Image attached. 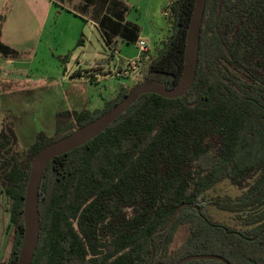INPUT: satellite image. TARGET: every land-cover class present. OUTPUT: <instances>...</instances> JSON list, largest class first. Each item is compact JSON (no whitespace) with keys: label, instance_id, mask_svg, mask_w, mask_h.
<instances>
[{"label":"trees","instance_id":"16d2710c","mask_svg":"<svg viewBox=\"0 0 264 264\" xmlns=\"http://www.w3.org/2000/svg\"><path fill=\"white\" fill-rule=\"evenodd\" d=\"M80 1L78 12L95 23L106 47L114 49L116 39L137 43L140 29L126 20L121 0ZM193 6L194 0H173L163 8L171 34L138 84L175 86ZM18 55L0 42L1 57ZM130 90L120 89L102 110L58 113L55 137L39 132L20 159L11 153V128L0 132V188L11 202L13 237L6 264H16L22 243L33 156L111 110ZM223 182L239 195L208 199ZM207 206L233 215L235 226L212 222ZM177 209L168 229L152 237L153 264L201 255L264 264V0H206L190 91L175 100L141 96L95 139L49 163L32 264H149L151 235ZM181 226L188 236L172 249Z\"/></svg>","mask_w":264,"mask_h":264},{"label":"rangeland","instance_id":"374dc122","mask_svg":"<svg viewBox=\"0 0 264 264\" xmlns=\"http://www.w3.org/2000/svg\"><path fill=\"white\" fill-rule=\"evenodd\" d=\"M124 1L136 6L129 9L127 20L139 27L140 37L145 39L141 40L146 44V52L138 60L136 44L116 39L114 49L106 47L94 25L77 8L73 9L78 0H65L66 8L53 7L33 54L25 52L11 62L0 56V132L11 128V153L15 157L25 155L39 132L55 137L58 113L102 110L120 89L130 90L142 81L146 65L171 34L163 8L173 0ZM17 9L3 6L0 26L9 30L15 40L19 32H25L23 47L27 50L35 43L44 12L28 3L25 10ZM131 62H135V68ZM239 193L223 182L207 192V198L234 199ZM10 207L8 196L0 188V264L8 262L12 249ZM204 213L218 225L235 226L231 214L209 206ZM187 236V226L179 227L171 248L180 247Z\"/></svg>","mask_w":264,"mask_h":264},{"label":"water","instance_id":"95a60500","mask_svg":"<svg viewBox=\"0 0 264 264\" xmlns=\"http://www.w3.org/2000/svg\"><path fill=\"white\" fill-rule=\"evenodd\" d=\"M206 0H194L187 34L185 38L183 69L181 75L171 89L151 84L141 83L135 85L126 97L108 112L95 120L77 128L68 136L51 143L39 150L30 161V171L25 188L22 207L23 239L17 256L16 264H32L34 253L39 239L38 197L43 174L49 163L55 158L68 154L95 139L122 116L141 96L153 94L163 99L175 100L184 97L192 88L197 71L200 29L203 20ZM183 207V205L181 206ZM195 207V206H194ZM196 211L200 214L197 207ZM180 209V208H179ZM179 209L169 219L166 226L153 232L150 237L151 258L153 264L154 250L152 237L168 229ZM211 260L229 264L223 258L211 255L192 256L181 259L176 264H186L192 261Z\"/></svg>","mask_w":264,"mask_h":264},{"label":"crops","instance_id":"0c3cea01","mask_svg":"<svg viewBox=\"0 0 264 264\" xmlns=\"http://www.w3.org/2000/svg\"><path fill=\"white\" fill-rule=\"evenodd\" d=\"M121 1L128 7V11L126 14V20H127L129 9L130 8L135 9L136 6H134L133 3H130L129 1H124V0H121ZM32 2H34V3H32ZM25 3H28V5L32 6L34 9H37L39 12L41 11V13L44 12V16H43V18H41L42 19L41 23L38 22V26H37L38 31H36L35 39H34L35 43L32 47H29V49H27V50H25V47H23V46H25V37L23 38L22 35L23 34L25 35V32H23V33L19 32V38L20 39L18 38L15 40L10 35V31L5 30L3 28V25L1 26V28H0V42L2 44H4L5 46L9 47L10 49L18 52V54H19L16 59H12V58L5 59L4 58V60H6V62L19 60L21 58V56L25 55V52H31V54H33L36 51L35 48L37 47V45L39 44V41L41 39V30L45 26V23H46L47 19L49 18L53 7H58V8H62V6H64L65 8L67 7L65 5V0H0V10L4 6L7 8H10V10L18 8L17 10L23 11V10H25ZM80 6H81V1L78 0V4L73 9L78 8ZM159 8L161 9V7H159ZM8 18H9V16H7L5 18L6 20L4 22H6ZM89 22H91V21H89ZM128 22H131V21H128ZM91 23L97 29L95 23H93V22H91ZM23 31H25V29H23ZM37 32H38V34H37ZM139 39H144V38L139 36ZM118 72H120V71H118Z\"/></svg>","mask_w":264,"mask_h":264},{"label":"built area","instance_id":"2783aa9c","mask_svg":"<svg viewBox=\"0 0 264 264\" xmlns=\"http://www.w3.org/2000/svg\"><path fill=\"white\" fill-rule=\"evenodd\" d=\"M136 45H137V49H138V58H137V60L139 59V56L142 54V53H144V52H146V44H145V42L143 41V40H138L137 41V43H136ZM134 65L135 64V62L133 63V62H131V64L130 65ZM133 65H132V68H135V67H133ZM135 66V65H134Z\"/></svg>","mask_w":264,"mask_h":264}]
</instances>
